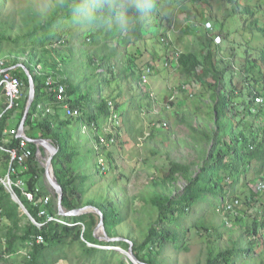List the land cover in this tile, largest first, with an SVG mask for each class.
<instances>
[{
	"label": "rangeland",
	"instance_id": "rangeland-1",
	"mask_svg": "<svg viewBox=\"0 0 264 264\" xmlns=\"http://www.w3.org/2000/svg\"><path fill=\"white\" fill-rule=\"evenodd\" d=\"M66 1L68 0H0V58L5 60L7 65L9 62L14 63L20 55H24L31 62L38 61L47 68L51 66L44 63L43 58L51 63H59L60 69L69 74L67 79L76 85L79 98L85 103L86 96L90 100L89 110L93 109L96 113L95 106L99 99L106 100L107 104L112 103L113 108L117 110V116L113 113V119L103 122L104 117L100 114L97 119L99 131L110 132L116 139V143L104 150V172H99L94 165L96 154L93 149L92 129L80 128V125L72 120L63 129L67 130L70 138V149L62 163L65 169L63 172L68 173L70 177L79 174L85 178L83 198L79 207L101 206L107 202L113 205L120 217L119 224L112 228L113 238L141 243L157 217V209L150 204L149 199L156 193L172 196L185 189L186 181L180 176L171 183L165 180L170 162L188 166L194 175L203 165L207 153L210 152L209 157H212L220 147L215 140H208L212 131L219 129L218 126L221 127L218 135L221 134L224 141H228L230 137L234 138V134L238 137H241V132L248 134L249 127L246 123L250 117L247 116L248 111H242V107L246 104L245 99L249 98L248 93L252 89L250 86L261 88V84L263 85L261 80L253 79L260 78V74L264 75V38L257 37L259 35L254 27L248 32L243 31L246 21L235 16L227 0H202L187 2L181 7L169 5L155 10L153 18L157 17V25H153L151 18L152 31L147 38L128 46L119 45L118 42L115 46L112 43V48L111 45L104 44L102 39H92L89 43L86 34L78 36L79 32L89 25L76 13L70 16L61 29L67 44L20 46L26 41L34 40L32 35L26 36L32 30L38 29L49 17L62 15L69 7L65 4ZM256 17L259 24L264 23V3L259 9L257 7ZM214 21L218 24L221 22L220 25H214L220 28L209 27L208 24ZM78 25L81 27L78 28ZM203 32L214 41V61L217 70L221 71L222 87L227 92L231 87L235 89L231 93L233 109H224L220 119L215 116L210 105V95L212 96L214 89L213 79H196L193 75L182 77L173 68L175 51H191L200 58L205 55ZM218 32L220 36L217 35ZM23 37L26 39L18 40ZM109 41L110 39L106 43ZM92 58H96L94 65ZM149 64L153 66L152 72L148 74L147 85L152 96L140 87L139 79L135 75L140 71V67ZM248 72L252 77L247 76ZM181 83L190 85L187 91L178 89ZM23 92L24 98L20 105L25 107L26 89ZM172 93L171 101L176 102L170 113L159 110L158 102L164 101ZM2 98L0 118L6 114L4 95ZM250 113L253 120L257 118L252 125V131L255 130L261 137L259 134L264 132L260 120L264 119L263 111L255 114L251 110ZM60 115V118L68 120L63 114ZM11 117L12 113L7 116L6 131L16 127L17 120L12 122ZM152 121H165L167 126H151ZM63 130L62 132H65ZM33 134L37 135L33 138H38L39 130L35 129ZM7 137L4 133V142ZM43 138L47 139V143L54 145L49 138ZM49 155L47 147L39 145L35 156L43 168L41 182L48 190V196L51 199L55 197L56 205L55 190L46 176L44 167ZM7 166L8 158L0 152V180L6 175ZM216 179L218 181V178ZM4 189L8 193L5 187ZM219 197L215 192L204 196L189 215L183 214L181 223L172 227L177 232L176 238L166 242L158 250L159 254L156 255L155 250L150 253L156 264H205L208 253L217 255L227 250L229 252H226V255L231 264H264V255L252 258L241 251L248 241L241 228L243 223L247 222L244 217L246 213H238L236 216H239L240 222L233 223L232 218L236 214L234 210L229 214L216 211L219 205L215 204ZM238 206L239 209L245 208L241 201ZM21 212L25 214L22 210ZM20 223L25 224L26 218L21 217ZM230 223L231 227H225ZM8 227V219L1 218L0 247L3 245L2 236ZM185 228H188V233L182 232ZM94 234L103 237V232L96 227ZM100 240L104 241L102 238ZM262 242L263 239H260V243ZM99 248H116L123 256L126 255L123 251H127L119 245H100ZM149 250L147 248L141 253L146 255ZM24 254L25 250L21 249L12 264H21Z\"/></svg>",
	"mask_w": 264,
	"mask_h": 264
},
{
	"label": "trees",
	"instance_id": "trees-1",
	"mask_svg": "<svg viewBox=\"0 0 264 264\" xmlns=\"http://www.w3.org/2000/svg\"><path fill=\"white\" fill-rule=\"evenodd\" d=\"M196 1L202 0H152L153 7L150 11H141L133 7L131 12L136 19L134 30L130 34L122 36L116 31L114 25L111 28H99L90 23L76 11L79 0H68L65 4L69 5V7L62 15L49 17L44 23L40 24L38 29L32 30V32L26 36L29 37L32 35L35 39L30 42L26 41L24 44H20V46L41 47L53 43L60 46L67 44L66 36L62 34L63 32L61 29L70 19V16H74L75 13L82 16L89 25L88 28L78 34V36L86 34V39L89 43L92 39H102L104 44L111 45L110 47L112 48H114L116 44L118 45V42H120L119 45L124 44L128 46L147 38V35L152 31L150 23L151 18L153 20V25H157V17L155 16L153 18V12L155 10L159 8L163 9L169 5L172 7H181L187 2ZM227 1L230 2L231 9L235 16L246 21L243 31L246 30L248 32L254 27L257 30V35H259L257 37L262 36L264 38V23L259 24L258 17L255 18L257 7L259 9L264 3V0ZM215 23L217 22L214 21L208 25L215 29L220 28V26H214ZM220 24L221 22L218 25ZM79 27L81 26L78 25V28ZM217 35L220 36V33L218 32ZM26 37L19 38L18 40L26 39ZM202 38L204 39V44L207 46H205V55L200 58L196 53L191 51H175L176 58L175 60L173 59L175 63L173 68L177 70L182 77L188 78L193 75L196 79H201L202 77H211L213 79L214 83H211L214 89L212 96L210 95V105L215 116L220 119L224 113V109H233L231 93L234 92L235 89L231 87L227 92L222 87L220 83L221 71L217 70L214 61V50L212 48L214 41L204 32ZM109 39L113 41L106 43ZM238 40V42L241 41L240 38ZM77 42L78 40L75 41L74 44ZM163 42L162 40V43ZM112 43H114V46ZM47 53L48 51H46L45 55H47ZM262 57L264 58V52ZM43 59L44 63L50 64L51 69L40 62L38 63V61L34 62L41 65V70L38 75L31 74L30 72L34 86V97L25 117L24 131L27 136L32 138L37 136L33 134V131L35 129L39 130L38 136L49 138L57 148V151L52 157L51 164L53 173L61 187V205L65 211H69L80 206L83 198L85 178L79 174L70 177L68 173L63 172L65 169L62 163L67 157L70 149L69 135L66 132L67 130L63 129L69 125V121L71 120L78 125L82 121H93L98 126L97 119L99 115L102 114L105 119L110 112L107 101L103 99L98 100L95 106L96 113L93 112V109L89 110L90 100L86 96L87 102L85 103L82 98H79L78 92H76V85L68 80L67 77L63 78L60 76L62 75L63 69H60L59 63H51L45 58ZM29 61L31 60L29 59ZM95 61L96 58H92L93 65ZM8 64L10 65L12 63L9 62ZM149 65L153 66L152 64ZM9 72L21 79L23 88L26 89L27 94L29 83L26 74L18 69H9ZM132 72L134 73V71ZM260 73L261 71H259V74ZM135 75L139 79L138 84L145 90L141 84L139 73ZM260 75V78L252 79L254 81L261 80L263 85L261 84V88H255L253 85L250 86L252 89L249 90V98L245 99L246 101L244 102H246V104L242 107V111H248L247 116L250 117L246 123V126L249 127L248 134L241 132V137H238L233 133L234 138L230 137L228 141H224L221 138L222 135H218L221 128L218 126L219 129L212 131V135L208 137V140H215V143L220 147H218L216 154L212 157H209L210 152L207 153L203 165L194 175L191 173L188 166L178 162H170L165 180L171 183L180 176L186 181V186L181 193L172 196L171 194L156 193L149 199L150 204L157 209L156 221L149 227L141 243L131 242L132 253L140 264H156L155 258H151L150 253L155 250L154 253L156 255L159 254L158 250H160L166 242L174 240L177 232L175 229H172V227L178 226L181 223L183 214L189 215V213L195 209V206L201 202L200 200L204 196L214 192L220 196L215 206H221L225 203V198L228 197L237 198L244 204V209L236 207L237 212L246 213L244 217L245 220H247V222L243 223L241 228L244 234H246L248 241L244 248H241V251H244L247 255L249 254L252 258L264 255V186L260 190H256V184L264 180V132L263 134L260 133L259 135L261 137H259L255 130L252 131V125L257 118L253 120L250 113L251 108L254 107L255 109L253 111L255 114L260 111H263L264 114V106L254 104L252 97L256 94H260L264 98V75ZM247 76L252 77L249 72ZM47 77H50L54 83L64 86V101L70 106L79 109L82 112L81 118L66 116L63 112V116L68 120L60 118L61 115L59 116V111L64 101L56 98L55 93L50 91L45 85ZM182 84L184 83H181L178 89L187 91L190 85L185 83V88L182 89ZM253 92L256 94H253ZM3 95L4 90L2 85H0V100L3 99ZM4 98V113L6 114H3L0 118V152L5 154L8 158V170L9 155L5 151V148H16L19 139L15 133H10L5 130L6 119L8 115L13 113V110L17 108L18 105L16 104L8 109L6 108L5 95ZM23 98H21V100H23ZM38 106H40V108ZM22 107L23 104L20 105L19 114L21 116L23 112ZM45 107L51 108L52 112L45 111ZM260 120H262V125L264 127V119ZM62 130L65 132H62ZM4 133L8 136L6 142H4ZM27 146L31 150V155L23 163L11 161L10 168H13L14 171L9 172V177L11 181H15L18 177L23 179V189L32 194L33 202L25 198L19 187L12 185V190L28 211L29 215L39 223L40 226L37 227L21 212L18 204L11 199L8 194L9 192L7 193L5 191L0 181V220L1 218H7L9 221V227L1 239L3 245L0 247V264L14 263L21 249L25 250L21 264H131V261L126 256L120 255L116 249L99 248L100 245H119L127 250L130 244L128 240L122 238L104 241L100 240L98 238L99 236L94 234V229L97 227L99 220V216L96 213L85 212L72 216L59 215L57 213L54 200L55 197L53 196V199H51L48 196V190L41 182L43 168L36 160L34 144L29 142ZM216 178H218V181ZM45 196L47 197V203L43 205L42 200ZM96 207L102 212L104 232L107 237L113 238L114 235L111 234L112 228L120 222L118 212L110 202L104 203L101 206L96 205ZM43 209H45L48 214L66 223L56 221L55 219L46 220L45 215L39 214V211ZM21 217L26 218L25 224L20 223ZM232 219L233 223L240 222L239 216L233 215ZM231 224L232 223L229 225L227 224L225 227H231ZM182 232L188 233V228H185ZM36 236L42 238L41 243L34 241ZM184 237L186 238L187 234L184 235ZM260 239H263L262 243H260ZM147 248L150 249L149 252L143 255L141 252ZM226 252L228 254L229 250ZM226 252L217 255L208 253L209 256L205 259V264H231L230 260L227 258Z\"/></svg>",
	"mask_w": 264,
	"mask_h": 264
},
{
	"label": "built area",
	"instance_id": "built-area-1",
	"mask_svg": "<svg viewBox=\"0 0 264 264\" xmlns=\"http://www.w3.org/2000/svg\"><path fill=\"white\" fill-rule=\"evenodd\" d=\"M176 58V52L174 53V60ZM41 68L39 67V72H40ZM152 72V67L151 65H145L140 67V71L139 73V77H140V81L141 84L143 85V87L145 88V91H147L148 95L152 96L151 92H150V88L147 85V78H148V74H150ZM0 85H2L3 90H4V95L6 97V108L10 109L12 108L14 105L17 104V100L21 94V88L23 86V82L21 81L20 78H18L17 76L11 74L9 72V67L7 66V64L5 63V61L0 58ZM45 85L48 87V89L52 92L55 93L56 98H58L59 100L64 101L65 97H64V86L61 84H57L54 83V81L50 78L47 77L45 80ZM181 88H185V84L181 85ZM253 94H256L255 92H253ZM253 97V103L254 104H259L260 106H264V98L260 95V94H256ZM173 99V93L170 94L166 100L164 101V104L166 106V108H170L171 107V103L174 101H171ZM108 108H109V115L108 117L105 119L106 122L113 119L112 114L116 112V110L113 108L112 103L109 102ZM40 108V106H38ZM255 108L253 107L251 110L253 111ZM45 111L50 112V108L45 107L44 108ZM60 110L66 115V116H71V117H79L81 118L82 116V112L77 109L74 108L72 106H70L66 101L63 102V104L61 105ZM116 115V114H115ZM117 116V115H116ZM80 128H86L88 130V128H91L93 131V135H94V145H93V149H94V153L96 154V168L99 172H104L105 170V163H104V158H103V153L104 150L106 148H108L109 146H111L112 144H114V142L116 141L115 139V135L111 134L110 132H106V131H99L98 126L95 124V122L91 121V122H87V121H82L80 124ZM151 126H155V127H166L167 124L165 121H156V122H151L150 123ZM10 133H15V135L17 136V128L15 129H11L9 130ZM19 142H18V146L16 148H5V151L8 153L9 155V167L7 170V175L4 177V179H1V183L4 185V187L10 192L12 193V185L13 186H17L21 189L22 194L25 196V198L28 201L33 202V197L32 194L25 191L23 189V179L21 178H16L15 181H11L10 177H9V172H13V168H10V164L11 161H16L18 163H23L27 160V158L31 155V150L29 149V147L26 145V140L23 137H19ZM116 143V142H115ZM264 186V180L259 181L256 184V190H260L261 188H263ZM239 202L240 200L237 198H231L228 197L227 199H225V203H223L221 206L217 207L216 211L219 213H226L229 214L231 213V210L235 211L236 215H238L239 212H237L236 207L239 208ZM47 203V197H43L42 200V204L46 205ZM218 208H222V209H218ZM40 215H45L46 220H56V221H60L62 223H66L65 221L61 220V219H57L55 216L50 215L47 213V211L45 209L40 210L39 211ZM31 222H33L37 227L40 226L39 223H37L34 219L31 220ZM35 242H42V238L40 236H36L35 237ZM115 249V248H114Z\"/></svg>",
	"mask_w": 264,
	"mask_h": 264
},
{
	"label": "clouds",
	"instance_id": "clouds-1",
	"mask_svg": "<svg viewBox=\"0 0 264 264\" xmlns=\"http://www.w3.org/2000/svg\"><path fill=\"white\" fill-rule=\"evenodd\" d=\"M133 7L150 11L153 3L152 0H79L76 11L97 27L111 28L114 25L120 35L126 36L134 30L136 23L131 12Z\"/></svg>",
	"mask_w": 264,
	"mask_h": 264
},
{
	"label": "water",
	"instance_id": "water-1",
	"mask_svg": "<svg viewBox=\"0 0 264 264\" xmlns=\"http://www.w3.org/2000/svg\"><path fill=\"white\" fill-rule=\"evenodd\" d=\"M23 70H24V72L28 78L29 90H28V95H27V101H26L25 107L23 108L22 116H21L20 122H19L18 127H17V136L23 137L26 141L34 143L37 147V152L39 151V148H38L39 145H43V146L47 147V149L49 150L50 155H49V158L46 160L44 167L46 170V176H47L51 186L55 190L57 213L59 215H70V216H72V215H79V214H82L85 212H94L99 216V220H98V224H97L96 229L101 230L103 232V237H98V238L99 239L102 238L103 240L121 239V238H109L106 236V234L104 232V227H103L102 212L96 206L86 205V206L75 208V209H72L69 211H65L63 209V207L61 205V187H60L55 175L52 172V165H51L52 156L57 151V148L54 145L47 143V139H45L43 137L31 138V137L27 136L25 134V131H24L25 117L27 115L28 109H29L30 104H31L33 97H34V86H33L31 75L28 72L27 68L23 67ZM9 194L11 196V199L18 204L19 208L27 215V217L30 219V221L33 220V218L29 215V213H27V210L25 209L23 204L16 197L15 193L9 192ZM129 244L130 245H129L127 251H123V253H126L125 256L131 261L132 264H140V262L136 259V257L132 253L131 242H129Z\"/></svg>",
	"mask_w": 264,
	"mask_h": 264
},
{
	"label": "crops",
	"instance_id": "crops-1",
	"mask_svg": "<svg viewBox=\"0 0 264 264\" xmlns=\"http://www.w3.org/2000/svg\"><path fill=\"white\" fill-rule=\"evenodd\" d=\"M10 63H12V62H10ZM8 67H9V69H18V70H22L23 72H24V70H23V67H25V68H27V70H28V72L30 73L31 72V74H35V75H38V74H40V72H39V67H40V64L38 65V64H35L34 62H31V61H29V59L27 58V57H25L24 55H20V56H18V57H16V60H15V62L14 63H12V64H8L7 65ZM153 69H154V67H153ZM154 71V70H153ZM25 73V72H24ZM69 74H66V73H64L63 71H62V75H60L61 77H63V78H66L67 76H68ZM24 88H23V86H22V88H21V94H20V96H19V98H18V100H17V108H15L14 110H13V113H12V117H11V119H12V122L14 121V120H17V123L18 122H20V119H21V115L19 114V112H20V102L22 101L21 100V98H23L22 97V95H24ZM174 93H176V92H174ZM189 94H190V92H189ZM170 95V94H169ZM26 96H27V94H26ZM176 102V100H174L172 103H171V107L170 108H166V106H165V104H164V101H159L158 102V106L160 105V108L158 107V109L159 110H166V112H168V114L170 113L169 111L173 108V104ZM24 107V106H23ZM50 112H52V109L50 108ZM123 112V111H122ZM121 113V112H120ZM60 114H62V111L60 110L59 111V116H60ZM123 115V114H122ZM103 122H106V120L104 121V119L102 120ZM168 122V121H167ZM19 124V123H18ZM18 124H17V127H18ZM17 127H15V130H16V128ZM18 137V136H17ZM33 138V137H32ZM27 143H29L28 141L26 142V145H27ZM34 144V143H33ZM34 147H35V150H36V152H37V147H36V145L34 144ZM39 148V147H38ZM35 152V153H36ZM117 160H119V159H117ZM10 163V162H9Z\"/></svg>",
	"mask_w": 264,
	"mask_h": 264
}]
</instances>
